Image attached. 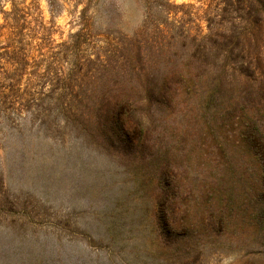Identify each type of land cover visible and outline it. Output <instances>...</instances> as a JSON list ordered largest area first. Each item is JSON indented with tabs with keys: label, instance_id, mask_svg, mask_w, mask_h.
<instances>
[{
	"label": "rangeland",
	"instance_id": "1",
	"mask_svg": "<svg viewBox=\"0 0 264 264\" xmlns=\"http://www.w3.org/2000/svg\"><path fill=\"white\" fill-rule=\"evenodd\" d=\"M17 2L32 45H40L30 51L42 71L52 62L82 77L87 100L102 98L114 82L152 78L186 61L207 35L246 30L245 9L230 0ZM11 9L12 0H0V25ZM83 12L93 24L80 75L62 43L79 30ZM230 82L235 93L250 89L237 76ZM152 113L145 146L117 133L110 140L97 126L65 124L54 112L0 113V264H264V231L229 227L219 235L211 205L215 183H230L218 173L232 160L227 148L250 152L254 145L251 122L239 110L220 120L205 109ZM237 158L245 174L236 190L262 180L253 156ZM160 183L176 194L175 211L156 204Z\"/></svg>",
	"mask_w": 264,
	"mask_h": 264
},
{
	"label": "trees",
	"instance_id": "2",
	"mask_svg": "<svg viewBox=\"0 0 264 264\" xmlns=\"http://www.w3.org/2000/svg\"><path fill=\"white\" fill-rule=\"evenodd\" d=\"M230 1L245 9L246 30H231L230 34L216 37L207 35L199 40L186 61L159 69L152 78L147 74L146 78L114 82L102 98L87 100L82 77H68L70 73L52 68V62H48L42 71L39 56L30 51L34 46V35L29 32L23 2L12 0V9L4 11L5 23L0 25V113L10 117L15 113L41 115L54 112L63 118L65 124H81L82 129L97 126L110 140L113 133H117L125 142L145 146L149 143L147 132L153 108L189 109L190 112L205 109L219 120L222 115H235L239 110L248 124L251 122L253 132L249 139L254 145L249 148L250 152L236 144L225 147L228 149L225 155L231 156L232 160L228 168L219 167L218 173L219 180L230 178V183H215L217 187L211 205L217 209L219 235L228 232L229 227L242 234L264 231V118L259 116L264 110V0ZM77 21L81 27L62 45L71 54L74 71L78 67L82 75L86 58L80 51L90 46L88 30L93 23L84 12ZM38 44L34 46L35 51L40 50ZM138 55L141 56L140 50ZM230 75L237 76L250 89L246 86L241 94L235 93L230 86ZM245 154L261 164L262 180L253 178L251 186L236 190L245 174L238 166L237 157ZM244 171L247 173V167ZM248 174L252 175V172ZM158 187L156 204L173 206L175 211L178 204L176 194L161 183ZM227 191L230 192L225 193ZM203 225L206 227L204 222Z\"/></svg>",
	"mask_w": 264,
	"mask_h": 264
}]
</instances>
